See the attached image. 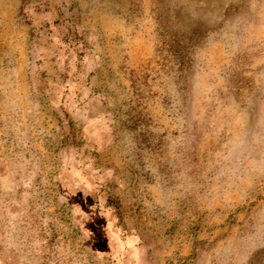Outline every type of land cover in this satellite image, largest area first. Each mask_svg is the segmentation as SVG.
Masks as SVG:
<instances>
[{"label":"rangeland","instance_id":"obj_1","mask_svg":"<svg viewBox=\"0 0 264 264\" xmlns=\"http://www.w3.org/2000/svg\"><path fill=\"white\" fill-rule=\"evenodd\" d=\"M0 264H264V0H0Z\"/></svg>","mask_w":264,"mask_h":264}]
</instances>
